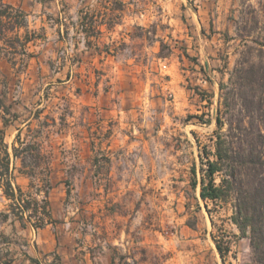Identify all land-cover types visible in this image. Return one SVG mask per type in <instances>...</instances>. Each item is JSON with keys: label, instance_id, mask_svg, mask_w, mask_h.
<instances>
[{"label": "rangeland", "instance_id": "1", "mask_svg": "<svg viewBox=\"0 0 264 264\" xmlns=\"http://www.w3.org/2000/svg\"><path fill=\"white\" fill-rule=\"evenodd\" d=\"M43 1L33 57L0 56V131L10 153L20 129L42 142L48 225L98 264H249L230 208L209 212L192 183L222 85L240 63L264 64V0ZM10 204L0 187V235L16 254L35 219L23 227Z\"/></svg>", "mask_w": 264, "mask_h": 264}, {"label": "trees", "instance_id": "2", "mask_svg": "<svg viewBox=\"0 0 264 264\" xmlns=\"http://www.w3.org/2000/svg\"><path fill=\"white\" fill-rule=\"evenodd\" d=\"M23 28L26 35L22 39L19 31ZM38 37L35 31L29 30L25 12L0 3V56L13 66L18 59L27 62L33 54L26 47ZM3 40L4 46L1 45ZM17 45L23 50H18ZM259 45L264 48V42ZM225 89L222 109L216 119L218 128L213 135L214 146L201 152L200 167L198 170L196 166L193 168L192 187L200 186L201 199L206 202L209 212V203L230 208L231 222L243 237L249 239L252 252L249 264H264V64L240 63L229 84L222 85L221 90ZM7 124L5 119L4 125ZM28 137L23 139L20 129L10 153L4 143L5 131H0V187L11 201V213L23 227L25 218L30 222L35 219L33 226L38 230L51 221L47 210L51 187L46 181V190L35 188L34 179L39 170L49 172L50 163L42 142L35 136ZM17 160L22 164L19 172L31 179L29 192L14 185ZM41 195L43 199H39ZM1 215L5 220L10 217V214ZM0 237V264H11L10 240L4 235ZM219 250L223 253L220 247Z\"/></svg>", "mask_w": 264, "mask_h": 264}, {"label": "crops", "instance_id": "3", "mask_svg": "<svg viewBox=\"0 0 264 264\" xmlns=\"http://www.w3.org/2000/svg\"><path fill=\"white\" fill-rule=\"evenodd\" d=\"M0 3L11 5L25 12L30 31L37 33L34 26L36 22L32 20L33 17L39 18L42 23L44 22L43 16H34V14L41 13L45 9L43 0H0ZM59 23L64 24L62 20ZM19 34L21 38L25 37L26 29H21ZM58 35L61 36V31L58 32ZM38 38L46 40L45 35ZM35 42L36 39L30 42L26 50H33V47L37 46ZM24 237L26 241L24 250H19L16 254L14 252L11 264H39L43 261L46 264H98L96 258L80 253L75 239L69 233L55 232L51 225L38 230L34 227L24 228ZM109 264H113V261L110 260Z\"/></svg>", "mask_w": 264, "mask_h": 264}, {"label": "built area", "instance_id": "4", "mask_svg": "<svg viewBox=\"0 0 264 264\" xmlns=\"http://www.w3.org/2000/svg\"><path fill=\"white\" fill-rule=\"evenodd\" d=\"M164 68L166 69V68H167V66H164Z\"/></svg>", "mask_w": 264, "mask_h": 264}]
</instances>
